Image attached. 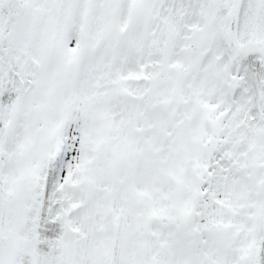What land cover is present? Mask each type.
Here are the masks:
<instances>
[{"label": "rangeland", "instance_id": "1", "mask_svg": "<svg viewBox=\"0 0 264 264\" xmlns=\"http://www.w3.org/2000/svg\"><path fill=\"white\" fill-rule=\"evenodd\" d=\"M241 112L264 120V0H0V264H95L109 223L122 256L147 229L159 264H264V123Z\"/></svg>", "mask_w": 264, "mask_h": 264}, {"label": "flooded vegetation", "instance_id": "2", "mask_svg": "<svg viewBox=\"0 0 264 264\" xmlns=\"http://www.w3.org/2000/svg\"><path fill=\"white\" fill-rule=\"evenodd\" d=\"M140 209L136 210L137 214H135L134 217L137 216V219L140 220L143 218L146 221L147 220V214L145 213L144 210H141V212H140ZM119 215H121V214L119 213ZM189 224H192V222H190ZM198 225H199V223H198ZM114 226L115 225H113V227ZM128 227L131 230L132 226H130V224L128 225ZM116 228H117V235H116V247H115V256H114L115 264H122V261L124 259L125 260H124L123 264H126L127 261H129L130 264H138L139 260L142 261V264H159L160 260L163 259V257H162V255H164V253L162 251L163 250V245H162L163 240L161 238V235H156L154 233V231L147 233V229H141V230L145 231V233H143L141 231L142 232L141 235L140 234L136 235V238L132 240L133 245L128 243L130 247L126 246V245L124 246V251H123L124 255L122 256V253H121L122 245H124L127 242V238L129 235L124 236L122 239L120 226L117 225ZM137 229H135V230H137ZM111 230H113V228ZM161 233H162V230H161ZM198 236L200 237L201 234H198ZM111 237L113 240V232H112ZM132 246H134V249L131 251ZM142 246L144 247V253L143 254L140 253ZM130 252L133 253V256L131 257V259H129L128 258L129 256H127V254H130ZM133 261L137 262V263H133Z\"/></svg>", "mask_w": 264, "mask_h": 264}, {"label": "water", "instance_id": "3", "mask_svg": "<svg viewBox=\"0 0 264 264\" xmlns=\"http://www.w3.org/2000/svg\"><path fill=\"white\" fill-rule=\"evenodd\" d=\"M4 208H5V199L0 188V246L3 240L2 221H3Z\"/></svg>", "mask_w": 264, "mask_h": 264}]
</instances>
